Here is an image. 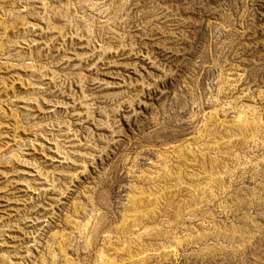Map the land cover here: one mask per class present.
I'll use <instances>...</instances> for the list:
<instances>
[{"label":"rangeland","instance_id":"obj_1","mask_svg":"<svg viewBox=\"0 0 264 264\" xmlns=\"http://www.w3.org/2000/svg\"><path fill=\"white\" fill-rule=\"evenodd\" d=\"M0 264H264V0H0Z\"/></svg>","mask_w":264,"mask_h":264}]
</instances>
